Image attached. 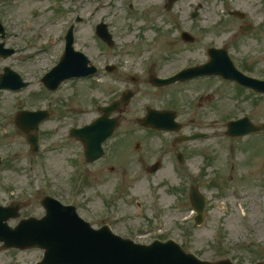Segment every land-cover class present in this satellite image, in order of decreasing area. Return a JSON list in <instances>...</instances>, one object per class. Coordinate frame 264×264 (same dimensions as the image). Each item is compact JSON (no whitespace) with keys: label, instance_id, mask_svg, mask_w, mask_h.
<instances>
[{"label":"rangeland","instance_id":"obj_1","mask_svg":"<svg viewBox=\"0 0 264 264\" xmlns=\"http://www.w3.org/2000/svg\"><path fill=\"white\" fill-rule=\"evenodd\" d=\"M60 1L62 6L59 8L62 14L68 7L76 11L83 4V0H75L74 6L72 2ZM89 2L88 11L95 5H100L101 10L90 12L91 15L95 14V18L91 19L87 18L89 17L87 11H79L83 22L76 25V48L89 55L93 63L101 69V75L89 80L68 82L55 94L49 92L40 80L58 60L63 49L62 40L69 25L75 22L74 14L56 13L54 9H57L58 5L53 0H0L1 18L8 35L12 36L10 46L21 52L7 61L10 64H18L16 67L32 81L31 87L21 95L22 104L26 106L28 103L31 108L44 107L51 112L52 117L51 121L43 126L45 131L42 130V134L45 136L41 142V154L37 158L28 148L25 135L18 132L16 125L13 126L15 140L12 143L16 150L0 151L6 154L12 152V156L15 155L16 170L12 172L10 165L3 167L5 171L0 175V203H11L3 192L2 184L7 183V180L13 181L18 189L26 190V194L21 195L20 201L17 199L16 202L28 203L22 208L21 217L16 224L21 219L41 218L44 213L40 202L44 194L42 190L52 189L56 193L67 191L69 193L75 186L69 180L76 169L81 168L87 173L89 183L82 198L84 204L80 202L84 205L80 213L97 227L107 220L104 216L112 210L113 216H116L112 218L113 222L126 216L124 222L120 221L114 226L113 232L136 242L149 244L157 239L163 241L172 239L203 260L230 259L235 264L264 262V136L246 139L247 142L241 149H237L239 142L236 144L226 136L227 119L250 113L254 119L263 120V99H253L252 96L237 91L229 83L217 84L222 86L218 94L223 95L224 119L219 126L211 130L217 140L201 145H182L177 147L181 150H176L170 148L172 135H152L141 131L136 122L128 121L121 125L120 129L128 135L121 136L110 144L107 159L93 166L85 163L82 145L69 138L70 128L81 127L94 121L99 116V107L108 104L124 88L129 87L139 93L131 106L132 113L136 115L146 106H158L161 104L160 101H163L156 98L159 91L149 90L151 88L146 81H140L142 73L139 66L134 69L138 72L122 71L123 74L136 73L139 76L140 82L134 87L128 83V78L127 84L124 82L119 84L115 77L110 78L103 70L107 64L118 61L112 57L118 56L120 49L129 54L130 52L126 51L130 50L123 47L137 45L138 31L131 29L129 25L137 26L138 23H143L139 21V17L138 19L128 17L127 21L119 24L111 18L114 16L113 12L120 9L122 3L140 4L143 9L142 6H146L147 3L160 4L163 1L89 0ZM198 5L202 6L197 17L199 25L207 31L206 43L215 42L216 34L218 45H224L229 49L232 57L236 59V64H240V68L244 67L253 77L264 79V0H179L175 6V13L181 19L186 17L190 20L191 13L198 9ZM230 10H240L247 16L245 19L235 17L229 14ZM118 14L121 12L118 11ZM101 20L111 25L110 31L115 39L113 49L104 45L95 34L96 25ZM196 20L197 18L194 19ZM247 23L253 24L254 28L248 34H243L241 27ZM143 24L147 27V23ZM185 26L190 28L188 24ZM187 28L184 27L186 30ZM151 32V37L156 36L158 39L155 45L160 52L158 55L168 53L172 56L173 52L165 51L163 46L157 48L159 40L165 38L158 37L156 30ZM160 34L165 35V31ZM186 50L185 47L178 55L173 56L176 58L177 67L201 62L205 58L203 48L192 47L188 52ZM137 59L129 55L128 66L134 65ZM185 59L189 62L185 63ZM119 61L123 62L122 59ZM5 63L0 62V67ZM174 69L176 68H172L171 71ZM210 83L212 85L202 83L200 86L186 89L177 85L175 89L178 90L170 94V99L177 102L197 97L202 91H214L216 81ZM54 98L55 104L50 107L49 101ZM170 99L166 102H170L167 106L172 104ZM136 109L138 113L134 112ZM202 127L204 126L199 123H192L187 130L194 131ZM136 143L140 144L139 149L135 147ZM178 153L184 155V164L178 162ZM139 156L143 158L142 164L136 162ZM157 157L163 161L162 169L147 179L144 170L153 164ZM32 159H35L39 166L34 169V173L30 174L28 171V176L24 177L28 163ZM234 163L237 166L232 170L231 168L235 167L232 165ZM120 165L133 166L132 169L129 167L131 170L127 181L122 179L121 173L117 170ZM112 167L117 168V172L109 169ZM47 180L52 187L46 184ZM192 186H196L209 202L207 219L201 226H196L193 221L194 212L189 198ZM98 190L107 193V201L114 198L115 203L106 206V200L96 196L95 191ZM103 204L106 209L102 207ZM182 222H186L185 226L180 225ZM41 255L42 252L39 250L13 253L5 251L0 254V264H12L15 261L33 263Z\"/></svg>","mask_w":264,"mask_h":264},{"label":"water","instance_id":"obj_2","mask_svg":"<svg viewBox=\"0 0 264 264\" xmlns=\"http://www.w3.org/2000/svg\"><path fill=\"white\" fill-rule=\"evenodd\" d=\"M98 34L107 42L111 39L104 25L98 27ZM87 61L84 55L73 50L70 38L62 62L43 81L47 87L56 90L65 79L94 73V70L86 68ZM203 73L202 70L193 69L185 71L180 77L186 79L204 75ZM220 73L226 79L236 80L241 85L250 87L258 93H264V82L247 78L238 73L234 69L233 64L227 59H225ZM165 82L168 83L170 81ZM165 82L163 81V83ZM102 111L107 114L109 109H102ZM105 116L95 124L76 133L85 144L88 162H93L100 158L103 154L102 143L113 134L118 124L108 120L107 116ZM44 117L46 119L47 114ZM170 117L166 114L162 115V118L156 117L150 120L151 122L146 123L158 129L170 130L172 129L171 125L173 124L174 116ZM41 120L42 118H39L34 122V125H37ZM255 131H257L256 128H253L250 123L243 120L231 123L228 135L238 137ZM34 140L31 138L32 144ZM158 168L159 164L152 171H156ZM191 199L195 210L199 214L196 222L200 225L204 220L205 200L196 189H192ZM44 204L50 214L43 220L30 219L29 221H24L18 228L8 233L3 231L0 222V242H5L6 248L20 247L21 249H26L41 247L45 249V259L39 264H233L229 260L216 263L200 261L195 256L186 253L174 241H156L151 245L136 244L133 241L113 235L108 228L98 231L92 230L89 224L82 221H79L75 230L66 231L60 224V216L56 206L46 201ZM0 219H2L1 215Z\"/></svg>","mask_w":264,"mask_h":264},{"label":"flooded vegetation","instance_id":"obj_3","mask_svg":"<svg viewBox=\"0 0 264 264\" xmlns=\"http://www.w3.org/2000/svg\"><path fill=\"white\" fill-rule=\"evenodd\" d=\"M163 2H161L160 4L158 3H147V7L144 6L143 9L140 10V16L142 21L144 22H148V23H155L154 24V28H150L148 31H152L151 29H154L156 31H158V34L161 39L165 40H159L157 48H161L162 46L165 48V51H169V52H173L172 56L169 55L168 53L164 54V55H158V53L160 52H156L152 57H146L143 58L141 60H139L138 64L140 66H142V70L145 73V76L142 77V80H146L147 75H173L177 72L178 68L177 67V62H176V58L173 57L174 55H178L179 52H181L182 49H184L185 47L187 48V52L189 51V49H191L192 47H200L203 48V54H204V60L201 62H195V63H191L188 64L187 66L192 67V66H197L200 64H204L207 63L209 58H208V54H207V50L211 47V48H221L222 46L218 45L217 42V38L218 36L215 35V42H211L210 44L206 43V30H204L202 25H199V20H184V19H179L176 18L175 15V6L176 5H170L166 0H162ZM188 24L190 25V28H187L185 25ZM185 26V28H187L186 31H188L189 33H191L194 38L195 41L193 43H186L184 41H182L178 35V33L180 34L182 32L183 27ZM256 30V28H255ZM255 30H253V32H255ZM165 31V35L161 36L160 32ZM181 31V32H180ZM157 37L155 36L154 41H155V45L157 43ZM166 40H171V41H166ZM182 42H181V41ZM9 42H11L8 39ZM21 52H16V54L14 55V57L17 55H19ZM13 58V57H12ZM10 58V59H12ZM9 59V60H10ZM187 59V58H186ZM185 59V60H186ZM184 60V61H185ZM234 60H236L234 58ZM188 63L189 60H186L185 63ZM120 64V63H118ZM13 67L17 66L18 64H12ZM122 64H120V66H118L116 68L115 71H117V74H121L120 71L122 70V68H125L123 66H121ZM240 64H238V68L241 69L243 72L247 73V74H251L249 71H247L244 67L240 68L239 66ZM172 68H176L173 71H171ZM112 75H115V73H112ZM120 80V82H125V79L122 78L121 76L118 78ZM139 81V80H138ZM139 81V82H140ZM216 81V86L214 91H202V93L198 94L197 97H193V98H188V99H184L182 101L177 100V102H175L173 99H170L171 96L168 95V93H160L158 92L156 94V98L157 99H162L163 101L167 100H171L172 104L167 106L166 103H163V105H158V106H154L152 108H156L158 110H171V111H175L177 113L178 119L179 121L181 120L183 123V130H187V128H189L192 123H199L201 124L202 127L201 129H196V130H189V133H195V132H203L208 134V138L205 139L204 141H213V140H217L218 138H216V135L212 134L211 130L212 128H216V126H219V123H222L224 121L223 119V95H219L218 92L219 90H222V85L224 84V80L221 77L218 76H211V77H205V78H198L192 81H188V82H184L183 84H178V85H184L185 89L186 87H196V86H200L203 84H207V85H212V83L210 82H215ZM206 82V83H205ZM201 83V84H200ZM194 84V85H193ZM219 84V85H217ZM231 85H233L237 91H242L248 95H251L253 99H263L264 100V96L263 95H256L254 94L252 91L243 89V88H239L237 85L230 83ZM176 85V84H175ZM173 85V86H175ZM172 88L171 87H165V88H160L158 90H165V89H169ZM155 89H149V90H156ZM136 95L139 94L136 90ZM15 93L13 92H9V91H0V150H16V147L14 146V144L12 143L15 140V136H13L12 133V128H14L13 126H15V121L13 119L14 117V111H15V98L12 96ZM135 95V96H136ZM121 96V94H117L115 98L112 99L111 102L119 99ZM110 102V103H111ZM132 102L125 108L123 109L122 113L120 115H117L121 125H123L124 123L128 122V121H132V122H137L139 118L143 117L144 113L140 114L141 111L139 112V114H134L132 113ZM148 108V107H147ZM146 108V110H147ZM135 113H138L137 109L134 111ZM250 119L255 122V123H263V120H257L254 119L252 117V114L250 115ZM242 116H238L236 118H230L227 119V121L229 120H237L239 118H241ZM186 122V123H185ZM121 127V126H120ZM185 131V132H186ZM163 133V132H162ZM165 134V133H164ZM203 143V144H206ZM188 144V143H187ZM196 143H190L188 145H193ZM186 145V144H185ZM194 146V145H193ZM137 160V159H136ZM8 162H10V160H8ZM7 162V163H8ZM6 163H4L5 165ZM8 165H10V168H12V172H15V165H14V161H11V163H9ZM120 165L117 170L118 172L121 173L122 179L124 181H127V169L126 168H121ZM126 166V165H124ZM112 171H115V168H109ZM116 170V172H117ZM5 179V178H3ZM21 190V189H20ZM18 191V194L23 195L25 193V191ZM74 191V190H73ZM70 191V195L72 194L74 195L73 197L76 196V194ZM7 197L8 200H10L11 202H16L17 199H21V197H17L16 196V192L15 191V184L11 183V181L7 180V186L5 187L4 191H3ZM64 194V193H63ZM96 196L102 195L101 196V200H106V206L110 205L112 206V204L115 203V201L112 203L111 198L107 201V199L104 198L103 194H99V191H95ZM80 194H78L77 196H79ZM60 196V195H59ZM7 205V204H5ZM106 206L103 204V208L106 209ZM108 208V207H107ZM114 211H110L107 216V218L112 217L111 214ZM123 219H125V217H121L117 219L116 224H118L120 221L124 222ZM109 222H111V220H109ZM9 224L11 226H14L16 224V222L14 220H11L9 222ZM186 222H183L182 225L185 226Z\"/></svg>","mask_w":264,"mask_h":264}]
</instances>
